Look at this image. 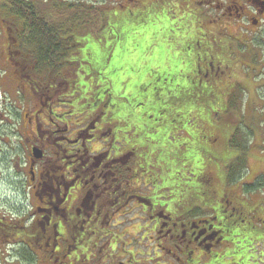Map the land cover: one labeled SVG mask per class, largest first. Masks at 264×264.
Instances as JSON below:
<instances>
[{"label": "flooded vegetation", "instance_id": "af4514ba", "mask_svg": "<svg viewBox=\"0 0 264 264\" xmlns=\"http://www.w3.org/2000/svg\"><path fill=\"white\" fill-rule=\"evenodd\" d=\"M113 1L130 12L150 11L157 31L164 25L174 31L182 23L178 37L189 39L191 52L179 57L181 65L202 69L185 92L213 82L218 92L243 80L234 70L238 64L229 46L234 42L218 40L234 41L231 30L239 24H259L264 0ZM219 31L230 35L216 36ZM4 39L0 89L10 106L0 117V180L11 190L14 182L17 196L26 193L29 209L0 206V264L234 263L224 256L231 240L218 223L221 216L211 207L180 212L162 203L157 191L140 190L139 162L130 164L134 150L122 147L120 155L109 146L95 150L89 143L110 132L108 123L99 127V115L78 127L64 112L59 115L56 109L67 105L60 100L63 82L33 79L39 54L26 49L20 33H7ZM176 46L166 51L178 53ZM164 58L155 65L162 66ZM55 60L43 61V67L57 68ZM223 197L236 218L250 215L236 198ZM206 211L207 218L201 216Z\"/></svg>", "mask_w": 264, "mask_h": 264}, {"label": "rangeland", "instance_id": "374dc122", "mask_svg": "<svg viewBox=\"0 0 264 264\" xmlns=\"http://www.w3.org/2000/svg\"><path fill=\"white\" fill-rule=\"evenodd\" d=\"M32 1L39 7L42 5L49 9L54 4L59 7H63V4H83L86 7L84 10L90 13L93 18L96 16L94 11L99 12L103 8L111 9V11L116 8L114 11L116 13L130 12V10L116 7L117 4L113 0ZM130 13L133 17V29L130 31L123 29L122 35L117 40L111 38L112 35L103 20H99V25H95L94 19H92L87 30H82L75 20H70L72 23H66L68 25L57 22L72 29L71 32H65L66 35L62 34L56 41L61 46V52L63 49L66 50L67 57L64 59L62 71L73 72L74 85L71 86V91L65 88L67 92H63L62 97L68 98L60 97V100L67 105L62 107V110L57 108L56 111L59 115L64 112L63 115L73 124L77 123L78 127L87 124L84 121L86 114H95L99 110L109 112L111 106H126L134 113L140 114L146 106L141 101L144 95L156 92L161 87L162 90H166L168 84L163 82L167 81L166 75L176 76L173 82L169 83V87L176 84L173 87H178L180 93H175L173 96H176L177 100L187 98L186 93L181 94V92L189 89L188 80L197 77L195 73L190 75L185 73L184 65L181 66L180 60L183 58L179 59L178 53L166 51V45L174 47L175 44L177 45L175 52H180V46L182 54L191 52L187 50L189 46H186L189 39L185 41V36H182V39L178 37L184 32L182 23L177 24L174 31L164 25L162 30L167 29L171 33L166 32L167 34L163 35L162 32L165 31H157L154 26H151L153 19L150 11L141 14L140 11L132 9ZM96 19L98 20V18ZM16 22L20 23L18 18L15 21L13 16L0 10V34L2 35L0 37V64H3L4 60L2 52H4L6 28L12 27V24L16 25ZM170 25L174 24L170 23ZM231 31V34L239 40V42H235V46L229 45L232 49L235 48L234 52L237 53H232V59L236 60L238 66H242L241 68L236 67L234 70L239 76L243 69V80L237 82L238 85L236 83L227 86L229 90L224 95L226 97H224L225 104L221 110L217 109L216 100L221 95L223 96L222 89L215 92V95L209 99L211 100L208 104L209 110L207 108L204 112L201 111L203 116L216 115V117H212L215 123L213 124L216 126L220 122L222 128L218 139L213 135V129H206L198 122L199 114L193 115L199 102L193 100L195 96L192 93V99L182 102V116H173L167 110L161 115L143 114L142 117L148 121L144 124L150 123L155 126L153 130L148 129L146 139L148 144L157 150L153 160L157 157L162 163L159 165L160 168L154 167L153 172H150L152 173L151 177L147 178V175L143 176L139 173L141 177L140 190L151 194L157 191L162 203H167L174 209L179 208L180 212L190 209L193 204H198L203 200V204H211V210L217 218L227 214L226 222L228 224L234 222L235 217H232L231 213L224 214L222 209L226 207L224 206L225 198L220 197L224 195L234 197L235 194L239 197V202L245 204V211L248 209L254 211L248 217L246 216L247 219L238 228L241 230L247 228L253 234H246L249 232L246 230L244 235L235 233L233 237L228 233L229 239L230 237L233 239L231 245L227 246L228 250L224 256L228 257V261H234L233 264H264V18L255 26L247 21L244 24H239L237 31L235 28H232ZM221 33L230 35L229 31H219L216 36ZM218 41L234 42L228 37ZM143 51L145 55L142 56ZM37 53L39 54L38 50ZM163 58L164 62L166 61L164 67L155 65L156 60L160 61ZM78 60L80 63H77ZM174 60L176 61L173 63ZM183 64L185 63L183 62ZM76 69L81 71L76 73ZM47 74L44 75V78L45 76L47 78ZM145 75L148 81L138 87L140 83L137 79ZM181 81L185 85H181ZM196 98L202 99V94L201 96L197 95ZM222 108L224 112H222ZM4 112L0 106V115ZM191 112L193 116L190 115ZM99 115L100 113L95 117L97 118ZM220 117H224L222 118L224 120ZM249 117H254V119ZM254 121H259L261 125L259 128L255 126L259 132L249 142L244 135L249 131L247 127L253 130V126L250 125H257L256 122L253 123ZM165 122L167 125L163 124ZM236 128L241 136L237 135L235 139L243 145L242 150L230 146L226 148L227 141ZM117 130L121 133L123 131L119 127ZM111 131L113 132V129ZM145 131L147 132V129ZM127 137L124 135L119 139L114 133L112 135L111 132H104L102 137L100 135L89 144L95 150L98 148L105 150L106 146L112 150L116 145V148L120 149L118 145L120 142L127 146ZM129 138L133 140V134ZM134 141L136 142L135 139ZM239 151L245 152L246 155L240 160L242 163L245 159L243 171L239 162L236 161L240 154ZM228 165H231L232 171L230 180L225 170ZM226 180L229 185L226 182L227 190H224L220 196L219 186L221 188ZM143 183L145 187H142ZM14 184V182L11 183L13 189L11 190L9 184L0 180V206L2 203H7L15 209H29L26 193L25 196L21 193H19L21 196H17ZM18 189L20 190L19 186ZM230 192L231 194L234 192L232 196L229 195ZM162 203L158 205H164ZM206 213L201 216L207 218L209 211ZM258 219L260 221H257ZM226 231L228 230L223 229V233Z\"/></svg>", "mask_w": 264, "mask_h": 264}, {"label": "trees", "instance_id": "16d2710c", "mask_svg": "<svg viewBox=\"0 0 264 264\" xmlns=\"http://www.w3.org/2000/svg\"><path fill=\"white\" fill-rule=\"evenodd\" d=\"M117 7V6H116ZM48 7H43L41 5V7L38 6V4H36L34 1L32 0H0V10H4L7 12L8 15H11L15 18V21L18 20L19 22H16L17 24H13L11 28H9L7 30V33H10L11 35L20 33V41L24 42V44H26V49H29L30 51H33V53L35 52L34 50H38L39 51V61L38 64H36V68H33L32 70V74L31 77L34 79L36 78L37 80H40V77H42V80H45L46 78H44V64L43 61L45 62H54V59H56V62H60V66L64 65V59L67 57V54L65 53L66 50L63 49L61 52V46L58 45L57 43V38L60 37L62 34H64L65 32H71L72 29H69L67 27H64L63 24H59L57 22H61V23H69L71 24L72 21L70 20H75V22L77 23V25L79 27H81L82 30H87V28L90 27L91 25V20L94 19L93 21L95 22V25H99L98 23L100 22L99 20H103L104 23L107 26V29L109 30V33L112 35L111 38L117 40L119 39V37L122 35V31L123 29H128L129 31L133 29V17L129 14H125L122 12H114L116 10V8L111 11V9L108 8H103V10L98 11H94V14L96 16H91L90 13H87L84 9H86V7L83 4H63V7H59L58 5L54 4L52 6V8H48ZM119 9V8H118ZM90 10V9H89ZM121 10V9H119ZM66 14V15H64ZM85 18V20H84ZM98 18V20L96 19ZM52 21V23H50ZM56 22V23H55ZM153 23V21H152ZM68 25V24H66ZM152 26V24H151ZM71 27V26H70ZM171 28V27H170ZM64 29V32H62V30ZM62 32V33H61ZM80 33V32H79ZM78 33V34H79ZM77 34L78 37H80ZM66 35V34H64ZM77 45V44H76ZM166 45V49H167ZM182 50V48H181ZM78 54V53H77ZM178 58L181 56H187L189 55L188 53H183L182 52H178ZM76 55V54H75ZM142 56L145 55L144 51L141 54ZM78 56V55H77ZM79 57V56H78ZM176 60L173 61V63ZM79 62V60L77 61V63ZM80 63V62H79ZM184 65V69H185V73L190 75V74H194L195 72H202V69L199 70H193L192 67H190V64H182L181 66L183 67ZM243 70V69H242ZM49 70L48 73V78L45 81H49V80H58V82H63L61 84V90H64V88L69 89L71 86H73L74 82H73V72L72 71H62V70ZM76 73L80 72L81 70L77 69L75 70ZM75 73V72H74ZM170 73V72H169ZM99 75V74H98ZM241 77V79L243 78V73L239 74V77ZM46 77V76H45ZM167 77V81H163L164 83L166 82L168 84V87H166V90H162L161 88H159L156 92H152L149 94H146L142 97V102L146 105L143 112H141L140 114H136L134 113L131 109H129L126 106H111V110L109 112H101V110H99L98 112H96L95 114H86V116L84 117V121L88 123H91V120L94 118L95 115H97V113H100V117H101V121L98 124L99 127L102 126V124L108 123V129L110 128V132L113 135V133L117 136H128L126 138L127 140V146L125 145L123 148H128V150H134V157H133V161L131 164H137L140 167V173L145 176L147 175V177H151L152 173L154 170V167L160 168L159 165L160 163H162V161L160 160V158L155 157V159L153 160V156L156 153L157 150H155L152 146H150L148 144V142L146 141L147 139V134H148V129L153 130L155 129V126L148 123V124H144L147 121V119H144L142 116L143 114H148V113H152L155 115H161L162 112H164L165 110L170 111L171 114H173V116L175 115H183V105L182 102L187 101L189 99H192V94L195 96L193 98L194 101L199 102V104L196 105V109H194V114L191 112L190 115H195V114H199L200 116L198 117V122L206 129L212 130L213 129V135L215 136L216 139H218L219 137V132L222 130L221 128V124L220 122L215 126L212 117H216L215 116H203V113L201 111L204 112V110H206L208 108V104L210 103L211 100H209L211 97H213L215 95L216 89L215 88V82L211 83L209 86L206 85V88H199V89H193L191 90L192 92H181V94L186 93L187 94V98L184 99H180L177 100L175 96H173L175 93H180L178 87L174 88L175 85L172 84L171 87H169V83L173 82V79L176 78V76H171V75H166ZM174 77V78H173ZM139 81V86L144 85L148 80L146 79V75L143 77H139L137 79ZM187 81V80H186ZM190 80H188L187 82L189 83ZM182 83V81H181ZM180 83V84H181ZM209 83V80L207 81L206 84ZM58 83L56 82L54 85H57ZM213 84V85H212ZM159 85V83H158ZM181 85H185V84H181ZM174 86V87H173ZM111 87V86H110ZM134 88V87H133ZM161 89V90H160ZM229 89H227V86L224 88V94L223 96L227 93ZM192 93V94H191ZM142 94V93H141ZM202 94V99L196 98V96H201ZM221 95V94H220ZM223 96L218 97V99L216 100V104H217V109L221 110V107L223 106V104H225ZM110 101V99H109ZM143 106V105H142ZM138 112H139V105L137 107ZM201 108V109H200ZM209 110V108H208ZM158 112V113H157ZM222 112L223 108H222ZM263 113V110H262ZM260 113V114H262ZM170 114V115H171ZM136 115V116H135ZM192 115V116H193ZM190 116V117H192ZM91 117V118H90ZM221 119L224 117H220ZM249 118H253L254 117H249ZM217 120V119H216ZM224 120V119H222ZM104 121V122H103ZM257 123V125H250L253 126V130H251V128L247 127V130L249 129V131H247V134L244 135L247 138V141H251V139H254V137L257 135V133L259 131H257L256 127L259 128V126L261 125L259 121H254L253 123ZM214 123V124H213ZM222 123V122H221ZM262 123V122H261ZM165 125H167V122L163 123ZM250 124V122L248 123V125ZM252 124V123H251ZM256 126V127H255ZM117 127L123 129L122 133L119 132L117 130ZM111 129H113V132L111 131ZM145 129H147V132L145 131ZM125 131V132H124ZM182 132V129H181ZM153 133V131H152ZM128 134H133V140H131L129 138L130 135ZM240 135V133L238 132V129L236 128L235 131H233V134L229 137V140L227 141L226 144V148H228V146H230L231 148H236L237 150H242L243 145L240 142H237L235 137ZM146 136V138H145ZM152 137V136H151ZM250 137V138H248ZM134 139L136 140V142L134 141ZM117 147V145H116ZM113 148L112 152L113 154H119L122 153V146L118 148ZM223 148L224 145H223ZM240 154H238L236 161L239 162V166L241 167V170H244L243 163L245 162V159H243L242 163H240V160H242L243 157H245V152L243 153L242 151H239ZM119 155L117 157H119ZM137 159V160H136ZM135 161V162H134ZM227 175H228V179L232 176V171H231V165L226 166L225 168ZM212 180V179H211ZM230 180V179H229ZM229 185L228 180H226L225 182H223L222 187L220 189V196L221 194L224 192V190H227L225 184ZM234 192H232L233 194ZM231 192L229 193V195H231ZM234 198H236L238 201L240 200L238 196H236L234 194ZM203 200L200 201L198 204H193L190 208H196V207H201V208H206L209 209L208 207H211V204H203ZM215 202V201H214ZM245 207V204H243ZM197 209V208H196ZM225 213H231L232 217H235V221L231 222L230 224H228L226 222V217L227 214H225L224 216L221 217V219L218 220V223L220 225L221 228L226 229L228 231L231 232H227V234L229 233L230 235L232 234V236L234 237L235 233H239V234H243L246 233L245 231L247 230H241V228H238V226L241 225V223H243L247 218L245 216H240L238 218H236V215L233 214V212L230 210V208H226L224 207L222 209ZM252 211V212H251ZM254 211L251 209L247 210V213L251 214ZM223 213V212H222ZM249 216V215H248ZM247 216V217H248ZM257 221H260V219H258ZM256 222V221H255ZM249 232H247L246 234H251L252 232H250V230H247ZM258 232V231H257ZM253 234V233H252ZM233 237H230V240L232 241ZM229 238V237H228Z\"/></svg>", "mask_w": 264, "mask_h": 264}]
</instances>
